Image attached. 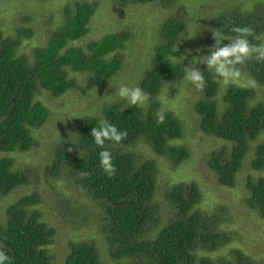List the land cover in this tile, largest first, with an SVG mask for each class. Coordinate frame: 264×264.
Here are the masks:
<instances>
[{
    "label": "trees",
    "instance_id": "obj_1",
    "mask_svg": "<svg viewBox=\"0 0 264 264\" xmlns=\"http://www.w3.org/2000/svg\"><path fill=\"white\" fill-rule=\"evenodd\" d=\"M129 1L146 4L154 0H121V4ZM172 1L162 0L164 7L165 2ZM94 11L93 4L78 0L71 8L65 6L62 25L46 47L34 50L32 61L26 56H17L19 38L3 37L0 31V153L6 154L0 158V196L27 182L24 175L14 171V161L7 154L29 150L33 144L30 129L44 124L48 111L35 100L37 93L45 90L53 97H60L70 88H77L74 80L68 79L66 68L75 73H91V80L99 85L120 69L119 58L106 61L105 57L122 47L121 41L128 38L125 33L108 34L88 44L90 55L79 48L63 51L68 41L88 33ZM177 17H171L162 27L163 42L155 49L153 66L141 83L147 95L155 96L165 80H177L183 74L182 65L167 57L183 29V21ZM209 22L225 37L235 35L231 31L234 26L251 27L255 38L249 37L250 41L261 45L262 9L250 12L237 8L218 10ZM16 32L26 38L32 35L26 27ZM241 72L257 81L264 97V61L249 60L241 66ZM203 74L205 99L194 106V112L200 116V129L231 145L229 152L222 147L212 153L207 164L216 173L219 186L233 188L249 142L264 132V98L252 103L256 95L254 89L231 84L222 96L223 108L219 111L214 99L218 83L210 72ZM156 107L153 102L148 110L136 105L122 107L118 103L102 108L104 120L127 131L120 145L105 144L113 154L117 169L113 178L109 179L103 172L99 162L102 149L90 134L92 128L101 123L94 116L75 123L74 144L63 143L56 148L51 176H63L91 206L97 207L100 232L105 237L108 255L116 264H259L240 250L232 251L231 259L213 260L206 255L230 242L231 237L219 230L223 221L220 211L206 214L194 208L199 192L193 183L170 188L166 199L174 208L173 215L158 232L152 231L160 226L156 206L152 203L156 187L154 163L139 162L128 148L143 139L157 155L169 154L176 165L186 156L184 149L167 146L169 141L182 137L177 118L166 113L160 121L154 113ZM251 168L264 173V142L255 148ZM245 187L249 193L245 199L247 207L264 220V177H248ZM75 203L63 200L58 209L62 218L73 224L83 216L80 204ZM39 204L40 198L29 194L5 210L4 222L0 224V248L6 251L11 264H52L48 249L55 230L42 219L36 208ZM63 264L101 263L95 244L85 242L71 244Z\"/></svg>",
    "mask_w": 264,
    "mask_h": 264
},
{
    "label": "rangeland",
    "instance_id": "obj_2",
    "mask_svg": "<svg viewBox=\"0 0 264 264\" xmlns=\"http://www.w3.org/2000/svg\"><path fill=\"white\" fill-rule=\"evenodd\" d=\"M74 1L76 0H0L2 36L19 38L21 42L17 48V56H26L32 61L34 50L46 47L62 25L63 8H71ZM78 1L93 4L95 11L88 23V33L68 41L63 51L79 48L90 55L86 48L88 44L101 40L108 34L125 33L128 38L121 41L122 47L105 57L106 61L119 58L120 69L99 85L91 80V73H75L66 68L68 79L74 80L77 88H70L60 97H53L45 90L37 93L35 100L44 105L48 114L44 124L30 129L33 144L29 150L7 154L14 161V171L24 175L27 182L7 195L0 196V224L4 222L5 210L10 205L23 196L36 194L40 198V204L36 208L46 224L55 230L48 249L52 264H63L70 245L85 242L95 244L101 264H116L109 257L105 237L100 232L97 207L91 206L63 176H51L55 150L63 143L74 144L76 122L90 116L105 121L102 116V108L105 106L116 103L122 107L131 106L118 96V88L121 84L141 88L146 72L153 66L155 49L163 42L161 30L165 21L178 16L177 19L183 21V29L167 57L173 63L182 65L183 74L177 80H165L158 93L155 96L147 95V102L138 107L148 110L155 102L156 116L172 113L177 118L182 128V137L169 141L167 146L184 149L186 156L176 165L169 154L157 155L143 139L128 148L139 162L154 163L156 187L152 203L156 206L160 226L152 231L158 232L173 215L174 208L166 199L170 188L181 183H193L199 192L194 208L206 214H211L214 210L220 211L223 221L219 230L231 237L230 242L206 255L213 260L223 257L231 259L232 251L240 250L254 262L264 264V220L245 203L249 195L245 187L247 178L264 177L263 172L251 168L255 148L264 142V132L249 142V150L237 173L234 187L219 186L217 175L209 168L207 161L212 153L218 152L222 147H226L229 152L231 145L200 129V116L194 112V106L205 99V93L184 79V67H190L191 61L197 60L196 67L203 73L210 72L218 83L214 99L221 111L222 96L229 85L225 87L214 71L203 64L204 56L210 54L208 50L215 44L212 36L215 28L208 23L218 14V10L222 12L227 8H237L241 12L255 9L264 11V0H173L171 3L165 2V7L162 0L146 4H133L130 1L121 4V0ZM21 27L30 29L31 37L18 36L16 30ZM260 43L264 45V29L260 35ZM173 57L181 60H174ZM246 77L247 74H242L240 81L231 84L246 87ZM252 89L256 92L252 103L264 98L259 87ZM4 156L6 154L0 153V158ZM63 200L80 204L83 216L77 220V224L62 218L61 210L58 209Z\"/></svg>",
    "mask_w": 264,
    "mask_h": 264
},
{
    "label": "clouds",
    "instance_id": "obj_3",
    "mask_svg": "<svg viewBox=\"0 0 264 264\" xmlns=\"http://www.w3.org/2000/svg\"><path fill=\"white\" fill-rule=\"evenodd\" d=\"M231 31L235 34L233 37H225L219 29L213 30L212 36L215 44L209 48V55L204 56L203 64L208 69L214 71L215 75L220 78L222 84L227 87L235 81L242 79L241 66L249 60L264 61V45L252 43L249 37L255 38V32L248 26H234ZM228 40V44L222 42ZM199 51V50H197ZM174 60L180 61L181 59ZM182 57V62H183ZM197 60L191 61L190 67H184V79L198 90H203L206 85L203 72L196 67ZM245 86L256 88L257 81L252 77L245 78ZM117 94L121 99L128 102L129 105L143 106L149 97L138 86H128L121 84L117 90ZM158 119L163 120V115H159ZM91 136L95 144L102 149L99 152L100 166L105 175L111 179L116 175V167L113 164V154L109 151L105 144L111 142L113 145H120L126 139L127 131L119 130L115 125L108 121H101L99 127L91 130ZM0 264H11L10 258L6 255V251L0 248Z\"/></svg>",
    "mask_w": 264,
    "mask_h": 264
}]
</instances>
